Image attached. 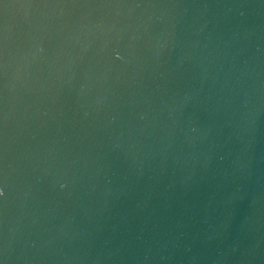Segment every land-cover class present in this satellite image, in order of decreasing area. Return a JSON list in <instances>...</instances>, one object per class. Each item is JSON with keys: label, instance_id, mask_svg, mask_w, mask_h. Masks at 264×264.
<instances>
[{"label": "water", "instance_id": "obj_1", "mask_svg": "<svg viewBox=\"0 0 264 264\" xmlns=\"http://www.w3.org/2000/svg\"><path fill=\"white\" fill-rule=\"evenodd\" d=\"M0 188V264H264V0H0Z\"/></svg>", "mask_w": 264, "mask_h": 264}, {"label": "snow or ice", "instance_id": "obj_2", "mask_svg": "<svg viewBox=\"0 0 264 264\" xmlns=\"http://www.w3.org/2000/svg\"><path fill=\"white\" fill-rule=\"evenodd\" d=\"M2 195H3V189L0 188V196H2Z\"/></svg>", "mask_w": 264, "mask_h": 264}, {"label": "clouds", "instance_id": "obj_3", "mask_svg": "<svg viewBox=\"0 0 264 264\" xmlns=\"http://www.w3.org/2000/svg\"><path fill=\"white\" fill-rule=\"evenodd\" d=\"M61 187H63V185H61Z\"/></svg>", "mask_w": 264, "mask_h": 264}]
</instances>
